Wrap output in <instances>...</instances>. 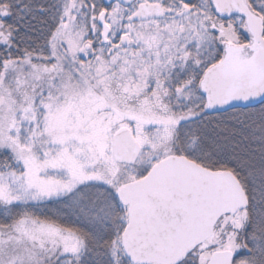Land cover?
<instances>
[{"label":"snow or ice","instance_id":"obj_1","mask_svg":"<svg viewBox=\"0 0 264 264\" xmlns=\"http://www.w3.org/2000/svg\"><path fill=\"white\" fill-rule=\"evenodd\" d=\"M0 264H264V0H0Z\"/></svg>","mask_w":264,"mask_h":264}]
</instances>
